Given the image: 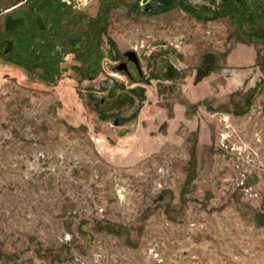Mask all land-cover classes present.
Segmentation results:
<instances>
[{
	"label": "rangeland",
	"instance_id": "obj_1",
	"mask_svg": "<svg viewBox=\"0 0 264 264\" xmlns=\"http://www.w3.org/2000/svg\"><path fill=\"white\" fill-rule=\"evenodd\" d=\"M141 3L66 14L54 79L0 59V264H264V11Z\"/></svg>",
	"mask_w": 264,
	"mask_h": 264
},
{
	"label": "flooded vegetation",
	"instance_id": "obj_2",
	"mask_svg": "<svg viewBox=\"0 0 264 264\" xmlns=\"http://www.w3.org/2000/svg\"><path fill=\"white\" fill-rule=\"evenodd\" d=\"M140 1H142L141 4H144L141 7L144 12L157 11L162 7H167L169 3V0ZM89 2L92 0H23L13 4L8 10L5 9L6 13L0 21V59L18 64L28 73L43 76L46 79L58 77L63 72L61 63L65 61V52H68L66 37H69L70 42H75L71 36H68L69 28L67 30V24H65L67 22L64 21L66 14L71 15L68 20L72 19L75 24L82 20L88 21L89 16L85 10ZM101 2L104 3V0ZM182 2L187 10L201 17L204 15L207 17L236 16V14L242 15L241 12L243 13L245 10L246 13H249H247L248 17H254L250 20L255 21V10L264 11V0H182ZM24 3L25 5L21 6ZM37 12L40 13L44 23L42 27L36 22ZM1 13L2 11H0ZM262 14L264 15V12ZM8 15L24 16L25 26L7 30L4 22ZM236 21L240 20L236 19ZM80 49L79 45L74 47V51ZM107 53L108 51L104 52V56ZM114 54L113 51L111 56ZM115 60L113 65L127 61L123 66L128 71L124 72L127 75L131 74V66L136 70L138 68L135 63L127 60L125 55L122 59L116 57Z\"/></svg>",
	"mask_w": 264,
	"mask_h": 264
},
{
	"label": "water",
	"instance_id": "obj_3",
	"mask_svg": "<svg viewBox=\"0 0 264 264\" xmlns=\"http://www.w3.org/2000/svg\"><path fill=\"white\" fill-rule=\"evenodd\" d=\"M36 22L40 27L44 26L41 15L38 12L36 13ZM4 23H5V28L9 31L14 30L18 27H24L25 26L24 16L13 17L11 15H8L6 17ZM6 49H7V47L5 48V50ZM124 55L126 56L127 60H130L131 62L135 63V65H137L139 67L140 59H138V56L134 50H127L124 52ZM125 63H127V61H124L123 63H120V64L111 65L109 67V69H113V70L120 71L123 73L128 72L127 69L125 67H123ZM108 76H109V79L107 80L108 82H115L116 81L115 80V76H116L115 74H108ZM102 84H104V82Z\"/></svg>",
	"mask_w": 264,
	"mask_h": 264
},
{
	"label": "trees",
	"instance_id": "obj_4",
	"mask_svg": "<svg viewBox=\"0 0 264 264\" xmlns=\"http://www.w3.org/2000/svg\"><path fill=\"white\" fill-rule=\"evenodd\" d=\"M86 42H87V41H86ZM80 48H81V49H80L79 51L86 50V52H85L86 54H89L88 51H91V49L88 50V49L86 48V46H84V47H80ZM77 51H78V50H77Z\"/></svg>",
	"mask_w": 264,
	"mask_h": 264
}]
</instances>
